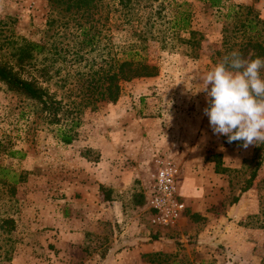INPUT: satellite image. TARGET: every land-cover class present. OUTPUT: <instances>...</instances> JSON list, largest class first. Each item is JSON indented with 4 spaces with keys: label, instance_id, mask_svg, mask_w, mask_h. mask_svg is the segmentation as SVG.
Wrapping results in <instances>:
<instances>
[{
    "label": "rangeland",
    "instance_id": "1",
    "mask_svg": "<svg viewBox=\"0 0 264 264\" xmlns=\"http://www.w3.org/2000/svg\"><path fill=\"white\" fill-rule=\"evenodd\" d=\"M186 1L190 27L203 34L196 56L171 37L165 10L146 20L143 0L125 19L119 12L106 16L104 8L91 16L97 33L91 47L79 44L71 21L45 24L52 14L48 0H0V58L11 62L21 39L43 42L47 50L27 70L35 74L46 65L50 90L64 83L58 95L78 70L122 58L133 44L141 47L136 59L158 68L154 76L120 82L115 103L84 106L75 139L66 145L53 138L34 102L0 84V167L8 170L0 174V219L14 221L12 231L0 232V264H149L145 253L151 264H264V144L244 149L243 141L229 144L213 134L203 112L206 94L199 91L215 65L210 56L220 48L223 20L199 0ZM227 4H252L264 19V0ZM127 125L131 129L122 135L129 142L123 143ZM108 142L113 144L104 155ZM216 149L223 150L221 166L229 165L221 174L213 172ZM12 150L22 156L9 157ZM155 150L179 170L185 210L170 227L157 225L139 197ZM13 174L22 177L11 195L2 183ZM186 210L199 218L191 221Z\"/></svg>",
    "mask_w": 264,
    "mask_h": 264
},
{
    "label": "trees",
    "instance_id": "2",
    "mask_svg": "<svg viewBox=\"0 0 264 264\" xmlns=\"http://www.w3.org/2000/svg\"><path fill=\"white\" fill-rule=\"evenodd\" d=\"M143 6L149 8L146 20L161 17L165 10L166 24L171 37L180 43L187 45L194 56L200 48L203 34L189 25L192 17L191 5L186 0H143ZM210 9L218 11L222 17V37L220 48L213 51L210 56L213 64L218 63L224 56L234 50H238L246 59H254L257 56L264 57V19L261 18L252 4H227L224 0H199ZM257 0H252L255 2ZM139 0H48L50 14L45 20L47 26H52L56 21L62 24L72 22L73 35L78 38L79 44L91 47L97 33L90 23L91 16L101 9H106V16L109 13L119 12L123 18L133 16V10ZM153 3H157L154 7ZM221 10H224L222 13ZM163 16V15H162ZM124 18V19H125ZM146 30L139 31L140 35ZM149 32V31H148ZM147 33V32H146ZM124 57H109L103 64L92 68L88 65L83 70H78L72 80V85L66 87L64 93L58 95V90L64 89V83L58 89L51 91L48 84L47 66L41 64L34 68V73L27 69L32 66L35 56L47 50L42 42H33L21 39L17 43L12 54L11 62L0 58V84L9 92L13 91L26 99L34 102L41 114L45 124L53 129V138L59 143L69 144L76 136V128L80 124V110L86 106H94L97 102L115 103L120 93V82L129 81L133 78L154 76L158 71L154 63L143 59H136L134 56L141 49L136 44L127 46ZM61 92V91H60ZM9 157H20L19 150L8 151ZM218 154H213L215 159L213 172L221 174L228 171L223 168L218 160ZM8 170L0 167V174H8ZM253 171L250 178L253 176ZM11 175L6 183H2L7 192L13 195V184L17 179ZM246 181L240 191L249 187ZM101 192L103 201H109L111 197L106 193L102 185L97 186ZM143 200L145 195L139 194ZM234 198L232 201H235ZM137 203V202H136ZM186 215L191 221H196L199 214L188 212ZM14 228V221L11 218L0 219V232L8 234ZM151 264V254H143Z\"/></svg>",
    "mask_w": 264,
    "mask_h": 264
},
{
    "label": "clouds",
    "instance_id": "3",
    "mask_svg": "<svg viewBox=\"0 0 264 264\" xmlns=\"http://www.w3.org/2000/svg\"><path fill=\"white\" fill-rule=\"evenodd\" d=\"M214 135L242 147L264 144V57L246 59L238 50L224 56L202 78Z\"/></svg>",
    "mask_w": 264,
    "mask_h": 264
},
{
    "label": "built area",
    "instance_id": "4",
    "mask_svg": "<svg viewBox=\"0 0 264 264\" xmlns=\"http://www.w3.org/2000/svg\"><path fill=\"white\" fill-rule=\"evenodd\" d=\"M143 193L157 225L170 227L183 217L185 206L177 190L178 166L168 155L155 150Z\"/></svg>",
    "mask_w": 264,
    "mask_h": 264
},
{
    "label": "crops",
    "instance_id": "5",
    "mask_svg": "<svg viewBox=\"0 0 264 264\" xmlns=\"http://www.w3.org/2000/svg\"><path fill=\"white\" fill-rule=\"evenodd\" d=\"M129 129H131L130 128V125H127V127L125 126L124 127V129H123V131H121V133H120V136L122 137V138H120V141H123V143H128L129 142V140L127 139V137L125 136L126 134H128L129 133ZM122 132L125 134V135H122ZM126 140H128V142L126 141ZM106 144V147L105 148H103L102 149V152L104 153V155L108 152V151H106V150H108L110 147H112V145L111 144H113V143H110V142H108V143H105ZM107 144H109V145H107ZM215 152L218 154V153H220V154H223V150H218V149H216L215 150ZM108 153H110V152H108ZM223 157V156H222ZM105 158V157H104ZM106 159V158H105ZM222 160H223V158H222ZM222 166H229V165H227L226 163H224V164H222ZM108 180H110V179H108ZM119 181V180H118ZM108 182H110V181H108ZM119 185V184H118ZM117 185V186H118ZM115 186V185H114ZM112 187V186H111ZM121 188H124V186H121V187H119V189H121ZM185 192H187L186 190L184 191V193Z\"/></svg>",
    "mask_w": 264,
    "mask_h": 264
}]
</instances>
